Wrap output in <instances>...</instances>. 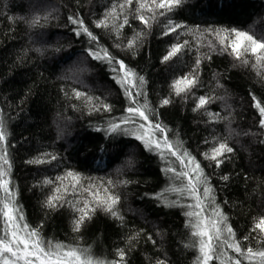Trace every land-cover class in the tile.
Instances as JSON below:
<instances>
[{
    "label": "trees",
    "instance_id": "obj_1",
    "mask_svg": "<svg viewBox=\"0 0 264 264\" xmlns=\"http://www.w3.org/2000/svg\"><path fill=\"white\" fill-rule=\"evenodd\" d=\"M30 1L0 0V119L6 134L0 150H7L14 214L23 216L22 224L35 229L45 247L51 242L76 248L92 264H118L120 250L124 264H201L198 240L184 214L189 209L171 206L177 196L169 189L181 180L167 169L180 171L176 158L149 151L131 124L121 125L123 132L109 130L127 115L129 99L113 65L89 55L102 48L143 78L139 102H147L154 113L150 120L166 126L177 151L199 162L240 247L264 250V234L255 228L264 219V127L255 107L257 101L264 107V59L257 63L256 56L245 53L238 60L222 50L215 35L235 29L264 42V0H182L165 15L154 9L155 20L153 12L139 8L152 0H132L123 10L125 0H35L33 6ZM69 17L82 20L97 42L77 35L78 25ZM105 19L108 26L97 27ZM169 20L186 27L164 34ZM134 38L133 47H127ZM178 44L184 45L181 51L165 61ZM194 68L196 84L176 96L170 85ZM77 92L91 101L77 98ZM201 97L208 102L197 107ZM164 98L170 103L161 106ZM218 142L233 151L217 168L205 153ZM38 159L48 162L35 163ZM70 172L80 178L76 191ZM88 185L109 187L119 197L122 219L97 206L75 231L79 213L72 204L91 203L84 191ZM60 186L68 192L61 187L56 193ZM53 195L63 199L49 207L46 201ZM5 202L0 199V226Z\"/></svg>",
    "mask_w": 264,
    "mask_h": 264
},
{
    "label": "snow or ice",
    "instance_id": "obj_2",
    "mask_svg": "<svg viewBox=\"0 0 264 264\" xmlns=\"http://www.w3.org/2000/svg\"><path fill=\"white\" fill-rule=\"evenodd\" d=\"M182 0H152L151 5L144 3L139 4L140 9L146 8L148 12H153L152 20L156 19L154 9H162L160 15H165L168 12L175 10L181 4ZM132 0H125V3L120 5L123 10L127 5H131ZM115 8V6H113ZM108 15H111L109 13ZM141 21L145 27L150 26V21L144 15H138L136 17ZM70 23L78 25L74 31L77 35L84 33L88 36L92 42H97V38L92 35L89 30L83 26V21L78 17L68 18ZM127 23V18L123 21ZM107 27V20H101L97 23V27ZM122 26V25H121ZM186 27L180 24H174L171 20L167 22L166 31L164 34L175 32L178 28ZM215 35L219 38L218 43L222 50L229 51L234 55L236 59H241L245 53H251L256 56L257 63L261 59H264V42H258L246 32L237 31L232 29L217 30ZM135 38L127 45V47H133ZM187 43L186 41L184 42ZM183 44H178L170 49L168 54L164 57L167 61L171 56L181 51ZM259 53V55H258ZM94 59H101L106 61L109 65H113L112 71L117 74L118 81L124 87L125 93L129 99V107L127 108V115L123 117L119 122L113 123L110 127V131H125L121 125L131 124L137 131L136 139L141 140L149 151H155L159 155L175 157L179 163L180 171L177 172L174 168H168L167 171L173 174L174 178L181 180L179 187L171 186L169 191L171 194L177 196V200L171 202V206H181L189 209L184 214L188 217V226L191 229V235L196 237L199 245V258L201 264H210L213 259L221 260V264H241V259L253 261L259 260L260 264H264V250L254 251L252 247H247L246 250L240 247L242 241H238L235 238V233L232 228L226 223L227 217L223 215L219 207L215 204V194L209 184V178L204 175V171L200 168L199 162L195 157L191 156L187 151H177L178 145L174 147V144L169 141L167 136V128L159 121L150 120V115L154 114L149 108L147 102L141 104L139 97L144 93L140 90V86L143 84V78L137 77L136 73L128 69L127 65L123 61H117L112 57L105 49H99L98 51H90ZM244 63H247L245 60ZM197 68L199 65V59L196 61ZM118 66V67H117ZM136 79H132V78ZM197 69L194 68L189 75H186L180 79L173 81L170 85L172 91L176 96H180L182 93L188 92L197 82ZM133 88H136V92L133 95ZM85 96L86 102H90L91 98L86 97L84 93H76V97L80 98ZM209 98L201 97L197 107H203ZM255 99V97H253ZM170 103L169 98H164L161 101V106ZM105 110L108 106H103ZM255 107L259 110L262 117L260 124L264 127V107H261L259 101L256 102ZM99 110V109H97ZM159 133V136H157ZM5 131L3 120L0 119V144L5 141ZM233 149L224 142H218L210 151L205 153V158L214 161L215 167H219L223 160L221 157L226 153H231ZM46 156L50 154H45ZM55 156H50V159H55ZM48 162L44 159H38L35 163ZM11 165L7 158V150L4 148L0 150V191L4 193V196L0 199L5 200L3 204L2 214L4 219V225L0 226V264H92V261L85 257L82 259V254L76 248L67 247L65 245L57 244L53 245L48 243L47 247L44 246V242L40 239L38 232L35 229L29 230L27 224H22L23 216L15 215L14 212L18 211L14 205V197L10 192L9 185L11 181L8 179L9 169ZM72 178V189L76 191V185L80 183V178L75 173H68ZM61 179V178H57ZM227 179V177H223ZM45 183L51 184L52 181H45ZM107 184L110 186L111 181ZM61 187H56L55 192L60 193ZM201 187L203 191H201ZM101 188L103 195H101ZM95 189V191H93ZM84 191L91 197V203L85 200L82 206L79 201L72 204V207L79 213L75 224L74 230L79 231L80 225L85 219H90V213L95 211L97 206H103L104 210L117 219H122L119 215V209L116 205L119 203V197L109 191V187L88 185L84 188ZM63 192L67 193L68 188L63 187ZM166 199L167 197H163ZM63 199L61 195H53L47 201L46 204L49 207H56L54 201H60ZM181 199H190L193 201L191 204H181ZM63 206V205H61ZM207 213V215H205ZM256 229L260 230V233L264 234V219L259 220L255 225ZM243 239H247L244 237ZM224 249H231L236 256L228 257ZM5 254H9L5 256ZM118 264H124V252L120 250ZM157 264H163V261H157Z\"/></svg>",
    "mask_w": 264,
    "mask_h": 264
},
{
    "label": "rangeland",
    "instance_id": "obj_3",
    "mask_svg": "<svg viewBox=\"0 0 264 264\" xmlns=\"http://www.w3.org/2000/svg\"><path fill=\"white\" fill-rule=\"evenodd\" d=\"M30 2H31V3H30L31 5H32V4H33V5H36V4H37V3L35 2V0H34V1L32 0V1H30ZM33 5H32V6H33ZM7 255H9V254H7ZM20 264H23V262H20Z\"/></svg>",
    "mask_w": 264,
    "mask_h": 264
}]
</instances>
